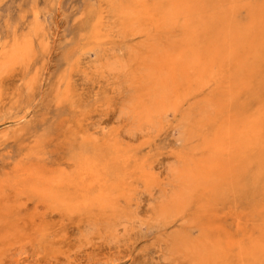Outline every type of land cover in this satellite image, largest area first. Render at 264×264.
<instances>
[{"label":"rangeland","instance_id":"1","mask_svg":"<svg viewBox=\"0 0 264 264\" xmlns=\"http://www.w3.org/2000/svg\"><path fill=\"white\" fill-rule=\"evenodd\" d=\"M169 1L0 0V52L5 47L10 48L14 41L20 46L26 41L25 48L28 45L30 48V51L26 49L28 59L23 58L25 63L0 76V132H8L4 133L6 139L0 140V248L8 236L13 238L20 233L27 238L13 249L3 251L0 264H197L196 258L191 259L186 254V242L195 244L197 240L208 245H203L204 248L214 251L215 244L226 236L236 241L219 254L220 264H235L236 261L238 264L241 260L237 257L242 258L241 264H264V258L260 257L264 254L259 255V250L257 254L254 246L256 239L264 236V0H184L181 7L184 13L179 6L180 16L173 14L174 21H169L170 24L167 21V26L160 25L159 20L163 24V17L172 19L169 15L171 17L174 9H178L167 10ZM164 5L169 15L161 9ZM134 9H146L144 13L149 14L142 16L140 13L141 17L137 18L133 15ZM181 12L186 13L185 17ZM186 17L188 21L185 22L183 18ZM149 50L157 57L164 53L174 58L181 56L177 66L182 74L172 81L167 96L163 95L166 91L158 90L154 91V101L143 95L142 104L152 112L144 120L132 109L135 102L142 100L139 95L147 87L146 79L142 80L143 84L131 80L134 85H130L126 75L109 73L101 65L102 71H99L97 66L103 56H109L106 60H115V56L116 60L121 58L129 64L130 70L135 67L132 70L135 71L138 70L137 57L140 59ZM213 52L216 54H211ZM94 66L96 72L90 69ZM136 81L139 84L135 86ZM24 85L28 90L32 87L29 92ZM128 99L133 101L130 109ZM161 100L165 102L163 107L158 103ZM124 105L127 115L122 112ZM152 108L160 110L154 112ZM129 112L133 113L132 118ZM254 127L262 131L263 142L256 137L261 143L255 146L257 140L252 139L255 143H249L254 147L249 144L247 147L253 150L248 148L246 152L244 142L254 138L252 132H258ZM243 128L246 134H252L248 141ZM237 129H241L240 135L244 134L240 136ZM203 139H209L208 143ZM211 139L216 143L228 139L229 144L220 142L223 149L240 151L245 148V155L241 152L236 157L238 152L233 150L234 156H227L229 163L223 154L219 155L218 161L225 164L228 171L235 169L237 174L233 172L229 176L227 171L225 177L222 175L225 169L219 174L228 185L225 187L223 181L220 180L222 186L218 182L217 179L222 178L216 173L218 178L212 184L214 191L202 194L205 183H198L199 188L195 182L196 185L189 183L188 187L186 180L177 182L180 178L176 174L179 171L180 176L182 168L186 170L196 161L207 158L211 154ZM238 139L240 147L235 144ZM202 144L205 150H201ZM188 160L189 165L185 167ZM87 163L94 165L95 176L83 173ZM29 166L37 170L48 168L47 172L51 168L53 172L62 169L71 180L82 177L81 182L74 181L79 183V189L75 186L63 192V204L54 199H46L44 203L37 194L23 191V177ZM102 167L106 170L107 185L126 184L122 192L111 191L104 198L106 203L110 199V203L117 204L116 212L88 208L66 214L67 203H76L78 199L80 204V193L88 202L94 200L98 190L92 185ZM142 172L145 173L143 177L137 176ZM147 176L152 177L151 182ZM86 177L90 181L87 182ZM231 177L234 183L228 180H232ZM144 178L149 181L146 183ZM192 185L196 186L194 190ZM86 186L91 187L87 188L89 192ZM179 193L182 197L177 199L184 204L181 207L174 203H178L174 195ZM189 193L191 200H187ZM172 199L175 201L171 202ZM163 207L169 212L160 218ZM169 207L176 212L172 213ZM120 219H123L121 224ZM209 227L211 232L207 231ZM184 241L185 248L180 249ZM238 244L241 248L245 245L249 257L242 252L245 250H237ZM244 254L247 259L242 257ZM252 257H256V263L250 259Z\"/></svg>","mask_w":264,"mask_h":264},{"label":"bare ground","instance_id":"2","mask_svg":"<svg viewBox=\"0 0 264 264\" xmlns=\"http://www.w3.org/2000/svg\"><path fill=\"white\" fill-rule=\"evenodd\" d=\"M182 1V2H181ZM181 1H179V0H171V1H169L168 2V4L169 3H171V4H169V5H171V7L167 4L166 5V7L168 6V9L167 10H169V11H171V9H172V7H173V9H174V7H176V8H178V9H174V12L172 13V16L170 17V12H168L167 10H166V8H164L165 7V5L164 6H162V8L161 9H165L166 10V12L168 13V15H169V17L168 18H172L173 17V14H178L179 13V16H180V10H179V6H180V8L181 7H183V5L184 4H182L183 3V1L184 0H181ZM173 2H174V4L177 2V3H179V2H181V4L179 3L178 5H177V3L175 4V6H174V4H173ZM185 2V1H184ZM189 2V1H188ZM140 3V2H139ZM195 3V2H194ZM141 5H143V3H140ZM173 4V5H172ZM190 4V3H189ZM187 5V3L185 4V5H187L188 7H191L192 6V4H190V5ZM202 3H200L199 5H201ZM205 4V3H204ZM237 4V3H236ZM198 5V6H199ZM231 5V4H230ZM229 5V6H230ZM201 6H203V5H201ZM187 7V8H188ZM142 8V7H141ZM171 8V9H170ZM202 8H204V7H202ZM163 9V10H164ZM172 9V10H173ZM190 9V8H189ZM189 9H187V10H189ZM196 9V8H195ZM134 10H136V9H134ZM133 10V11H134ZM142 11H137L136 10V13H134L133 15L136 17L137 16V18H139V17H141L140 16V13H141V15L142 16H144L146 13H148L149 14V12H146V13H144V11L146 10V9H141ZM178 10V11H177ZM187 10H185V11H187ZM181 11H182V8H181ZM196 11V10H195ZM135 12V11H134ZM160 12L162 13V11L160 10ZM164 12V11H163ZM166 12H164V14L163 15H167V13ZM183 13H184V11H182ZM181 12V14H182V16H184L185 17V15H186V13L185 14H183ZM191 12V11H190ZM227 12H228V10H227ZM189 13V12H188ZM225 13V12H224ZM147 15V14H146ZM145 15V16H146ZM190 15V14H189ZM222 15V14H221ZM132 16V15H131ZM153 16V15H152ZM176 16V15H175ZM148 17V16H147ZM177 17V18H176ZM175 17V19L177 20L178 19V16H176ZM264 17V16H263ZM144 18V17H143ZM149 18L150 19H152V17L149 15ZM149 18H148V20H149ZM166 18V17H165ZM164 17H163V20H164V23L162 24V22L159 20V23H161L160 25H166V23L168 24V22L169 21H171V20H173V18L172 19H165ZM221 19H223V18H221ZM175 20V23H178L177 21ZM182 20V18H180V21ZM183 20H185V22L186 21H188L187 20V17L184 19L183 18ZM168 21V22H167ZM174 21V20H173ZM224 21V20H223ZM175 23H173V25H176ZM184 22L182 21V23H181V25L183 24ZM169 24H170V22H169ZM171 24H172V22H171ZM187 24V23H186ZM185 24V25H186ZM180 25V24H179ZM179 25H178V27H176V28H179ZM181 25H180V27H181ZM167 26V25H166ZM172 26V25H171ZM177 26V25H176ZM158 27V26H157ZM175 27V26H174ZM182 27H183V25H182ZM172 28V27H171ZM186 28V27H185ZM15 40V39H14ZM12 43V42H11ZM26 41H23V43H21V46H20V44H19V42H17V41H14L12 44H10L9 45V47L10 48H8V49H6L7 47H5V49L4 50H2L1 52H0V76L2 75V74H4L6 71H8V69H10V70H12V69H14L15 68V66H17V65H19V64H21V63H23L24 61H23V58H25L26 60L28 59V58H26V52L28 51H26V49H29V51H30V48H29V45H28V48H25L26 47ZM28 43V42H27ZM210 52V51H209ZM217 52V51H216ZM96 53H98V52H96ZM101 53L102 52H100V56H101ZM210 54V53H209ZM211 54H216V53H211ZM96 55V54H95ZM104 55H105V53H104ZM107 55V54H106ZM134 55H136V54H134ZM198 55V54H197ZM111 56V58H113V56L112 55H110ZM212 56V55H211ZM99 57V56H98ZM102 57V56H101ZM104 58H105V60H104V58H103V61H101L100 63H99V65L97 66V63L95 62H92V64L94 63V64H96V66H97V68H98V70L100 71V69H99V67H100V65H101V67H102V69H104V70H106V71H108L109 73H113V72H115L116 74L115 75H117V74H119V76H121L122 74L123 75H129V74H131V71L133 70V68H135V67H133V68H131L132 70H130L129 69V64H125L124 62H122V60H121V58H119V60H116V58L117 57H115L114 56V59L115 60H112L111 58V60H106V57H107V59L109 58V56H103ZM135 57H137V56H135ZM177 57V56H176ZM133 58H134V56H133ZM97 58H95V60H96ZM130 59V58H129ZM128 59V61L129 62H131L130 60ZM180 59H181V56L180 57H178V58H174V57H172V56H169V54L168 53H164L163 55H161V56H156V54L155 53H153L152 51L150 52V50H149V53H146V54H143L142 55V57L140 58V59H138V57H137V61L135 60V58H134V60L136 61V64H137V68L136 69H138V70H135L136 71V73H135V71H132V74H131V77H132V75H133V72H134V75H133V77L132 78H134V76H135V78L134 79H132L130 76V80H128L129 79V77L127 76H125V78L127 79V83L128 84H130V85H134V84H132V82H131V80L133 81V80H138L139 82H142V80L144 81L145 79H146V83H147V87H145L144 88V92H143V90L142 89H140V90H142V92L141 93H143V94H140L139 96H141V98L140 99H142L143 98V95L144 96H146L145 98H147V100H148V97H149V100L150 99H152L153 100V98H154V91H156V90H158V91H163V92H165L163 95H165V96H167L168 95V92H170V89H169V87H170V85H173V83H172V81L173 80H177V77L179 76L178 74L179 73H181L182 74V71L178 68V66H177V63L180 61ZM201 59V58H200ZM209 59H210V57H209ZM212 59V58H211ZM98 60H100V58H98ZM133 60V59H132ZM133 60V61H134ZM220 60H221V58H220ZM132 61V62H133ZM201 61V60H200ZM211 61V60H210ZM222 61V60H221ZM225 61V60H224ZM99 62V61H98ZM228 62V61H227ZM226 62V63H227ZM25 63V62H24ZM102 63V64H101ZM201 63V62H200ZM223 63V62H222ZM91 64V63H90ZM91 64V65H92ZM221 64V63H220ZM134 65H135V63H134ZM133 65V66H134ZM198 65H199V60H198ZM226 66H227V64H226ZM20 67V66H19ZM92 67V66H91ZM90 67V69L91 70H93V72H94V70L96 69L95 68V66L93 67L94 69H92ZM200 67H201V64H200ZM102 69H101V71H102ZM9 70V71H10ZM103 70V71H104ZM97 70H95V72H96ZM98 71V72H99ZM138 71V72H137ZM10 73V72H9ZM106 73V72H105ZM6 74V73H5ZM8 74V73H7ZM108 74V73H107ZM121 74V75H120ZM178 75V76H177ZM176 78V79H175ZM126 79L124 80V78H123V80L125 81V82H123V83H125L126 84ZM140 79V80H139ZM35 81H33V84L36 82V79H34ZM27 81H29V80H27ZM129 81L131 82V83H129ZM138 81H136L137 83H135V86H136V84H139V82ZM145 82V81H144ZM144 82H142L141 84H143ZM28 83V82H27ZM39 83H40V80H39ZM38 83V84H39ZM145 83V84H146ZM175 83V82H174ZM29 85L31 86L32 84L29 82ZM129 85V86H130ZM25 87L24 88H26L27 87V85H24ZM29 86V87H30ZM143 86V85H142ZM167 86V87H166ZM131 87V86H130ZM129 87V88H130ZM133 87V86H132ZM131 87V88H132ZM138 87V86H137ZM141 86H139V88H140ZM30 88H32V87H30ZM30 88H29V90H30ZM68 87L66 86V88L65 89H67ZM27 90H28V87L26 88ZM133 89H134V87H133ZM171 89H172V87H171ZM29 90H28V92H29ZM68 90H70V89H68ZM26 91V90H25ZM62 91H64V89L62 90ZM16 92V91H15ZM68 92V94H69V91H67ZM136 92V91H135ZM139 92V93H140ZM18 93V92H17ZM31 93H33L32 91H31ZM138 94V93H137ZM167 94V95H166ZM1 95H2V93H1V91H0V100H1ZM10 95H11V93H10ZM12 96V95H11ZM10 96V97H11ZM17 96V95H16ZM30 96V95H29ZM63 96H65V95H63ZM62 96V97H63ZM68 96V95H67ZM69 96H71V95H69ZM135 96V98H136V95H134ZM133 96V97H134ZM138 96V97H139ZM59 97V98H61V99H63V98H65L66 99V96L65 97ZM138 97H137V99H138ZM16 98V97H15ZM59 98H58V100H59ZM70 98V97H69ZM171 97H169V99H170ZM14 99V98H13ZM71 99V98H70ZM146 100V101H147ZM166 100V99H165ZM171 100H172V98H171ZM63 101H64V99H63ZM68 101V100H67ZM128 101H129V99L127 100V104H128ZM143 101V99L141 100V101H137L138 103H136L135 102V106L133 107V105H130V102H133L132 100L131 101H129V105H127L128 106V109H130L129 107H133V109L132 110H135V111H132V112H136L137 113V115L139 116V117H141L142 119H144V120H147L149 117H150V115H151V113L149 112V108L147 107V106H145V105H143L142 102ZM154 101V100H153ZM1 102V101H0ZM12 103L14 102V101H11ZM66 102V101H65ZM158 103H161V105L160 106H162L163 107V105H164V101L163 100H161V102L159 101ZM132 104V103H131ZM150 104V103H149ZM150 106V105H149ZM125 105H124V108L122 109V110H125V111H122L123 113L125 112H127L126 110H128L127 108L125 109ZM151 107V106H150ZM153 109V111L154 112H156L157 111V109L158 108H152ZM151 109V110H152ZM156 110V111H155ZM158 110H160V109H158ZM130 111V110H129ZM6 112V111H5ZM120 112H121V110H120ZM124 113V114H125ZM129 113H131V112H129ZM150 113V114H149ZM0 114H2V113H0ZM124 114H123V116H124ZM131 114H132V116H131ZM130 114V116H131V118L133 117V113H131ZM5 115V114H4ZM125 115H127V113L125 114ZM135 116L134 117H136V114H134ZM130 116H128V117H130ZM17 119H18V117H17ZM7 120V119H6ZM15 120V119H14ZM137 120V119H136ZM20 121H21V119H20ZM0 123H1V121H0ZM16 124V123H15ZM143 124H144V122H143ZM4 127V126H3ZM5 127H8V126H5ZM4 127V128H5ZM2 128V127H1ZM255 128V131H258V132H256V133H253L252 132V134H254L253 136H254V138H251L249 135L251 134V132H250V134L248 135V134H246L244 131H245V129L243 128L242 130H243V132L245 133V135H244V137L246 136V135H248V137L246 138V140L247 139H249V137L251 138L250 139V141H248V142H246L243 138H241L243 141H245L244 142V144H246L245 146L247 147L248 146V144H249V146H251L250 145V143L249 142H252L251 140L252 139H256V137H260V141H262L261 140V136L262 135H260L261 133H262V131H259L258 130V128H256V127H254ZM252 129V128H251ZM2 130V129H1ZM4 130V129H3ZM6 130V129H5ZM238 130V134L240 135V131L239 130H241V129H237ZM249 130V129H248ZM253 130V129H252ZM7 131H10V129H8ZM227 131V130H226ZM228 131H230L229 130V128H228ZM254 131V132H255ZM11 132H12V130H11ZM21 132V131H20ZM230 132H232V131H230ZM248 132V131H247ZM1 134H2V137H1V135H0V140L3 138V139H6V135L7 134H4V133H8V132H0ZM233 133V132H232ZM243 133V134H244ZM243 134H241V135H243ZM251 134V135H252ZM5 135V136H4ZM240 135V136H241ZM217 136V135H216ZM220 136H222L221 134H220ZM225 136V138L227 137V135H224ZM233 136V135H232ZM238 136V135H237ZM228 137H231V136H228ZM219 138V137H218ZM221 138H223V136L221 137ZM220 138V139H221ZM237 138H239V136L237 137ZM259 139V138H258ZM258 139H256L257 140V142L255 143V141L256 140H254V142H252V144L253 143H255L254 145L255 146H258L257 144H259L260 145V141L258 140ZM204 140V139H203ZM212 140V139H211ZM210 140V141H211ZM206 141H209V139L207 140L206 139ZM205 140H204V142H206ZM223 141V143H227L228 142V139L225 141V139H223L222 140ZM222 141H219L218 140V142L216 143L214 140H212L210 143H211V145H210V143L208 144V146L210 145L211 146V148H210V150H211V154H209V156H206L207 158H205L204 160L202 159H200L198 162L196 161H194L195 163L194 164H192L191 166H188L189 164V160L188 161H185V167H186V165L188 166V167H186V170H184L185 168H182L183 170H181L180 171V176L178 175V173H179V171H178V173L175 175V173L176 172H174V171H172L171 173H172V175L173 176H176V177H178V178H180L177 182H182V180H183V182H185L184 180H186V183H187V186H188V184L189 183H193V184H197V187L199 188V186H198V183H200L201 184V182H203V183H205V186L202 188L203 189V191H202V194L203 193H208L210 190H212L213 189V191H214V189H215V186L214 185H212L213 184V182L216 180V178H218V176L216 175V173H218V175L219 174H221L222 172H224L223 170L225 169V173L224 174H222V175H224L225 177H226V172L229 170L228 168H226L224 165H223V163H221V161H218L220 158H219V155H222L223 154V157H226V158H224V160H228V162L227 163H229L230 162V159H227V156H234V153L231 151V149H227V148H224L223 149V145L222 146H220V144L222 143ZM237 141H239V143H240V140L238 139V140H235V144H239ZM2 142V141H1ZM0 142V143H1ZM221 142V143H220ZM263 142V141H262ZM206 143H208V142H206ZM206 143H204V144H206ZM222 143V144H223ZM227 144H229V143H227ZM226 144V145H227ZM230 145H231V143H230ZM242 144H239L238 146L240 147ZM202 146H203V144H202ZM232 146H234L233 144H232ZM232 146H230V147H232ZM224 147H226L225 145H224ZM227 147H229V145L227 146ZM254 146H251V148H253ZM208 148V147H207ZM222 148V149H221ZM235 148V147H234ZM242 148H244L243 146H242ZM250 149V147H247L245 150H246V152H248L247 151V149ZM256 148V147H255ZM202 149H204L205 150V147L203 146V147H201V150ZM239 149V148H238ZM244 149H239L240 151H237V148L234 150V151H237L238 152V154H235V156L237 157V156H240V154H241V152H242V155H243V152H244ZM203 150V151H204ZM231 151V155H230V151ZM241 150H243V151H241ZM251 150H253V149H250L249 151H251ZM208 151V150H207ZM205 152V151H204ZM208 153V152H207ZM217 153V154H216ZM240 153V154H239ZM245 153V152H244ZM241 155V156H242ZM245 155V154H244ZM243 155V156H244ZM201 157H202V155H201ZM222 157V158H223ZM235 158V157H234ZM181 162H182V159H181ZM190 162L192 163V160L190 159ZM190 163V164H191ZM145 164V163H144ZM230 165H232L233 166V164L231 163ZM145 166H148V165H145ZM145 166H143V169H144V167ZM45 168V167H44ZM94 165L92 166V164L91 163H87L86 164V166H85V168H83V173L84 174H91V175H93V176H95V174L93 173V170H94ZM146 168V170H148V168L147 167H145ZM47 169V170H46ZM45 170H41V169H39L38 168V170H37V167H36V169H34V166L32 167H30L29 166V168H27L26 170H25V173H24V177H23V191L25 192V193H29L30 192V194H31V192H33L34 194H37L42 200L44 199V203L46 202V199H54V200H60V202H61V204H63L64 203V201H63V199L61 198L62 197V195H64V193L63 192H68L69 190H71L72 188H75V186L77 187V184H79V183H77L76 184V182L78 181V180H80V179H78L77 181L75 180V178L74 179H72L71 180V178L69 179L67 176H66V174L65 173H63V171H62V169H61V171H59V169H57V171L56 172H53V170H52V168H51V171L50 172H47L48 171V168H46ZM228 169V170H227ZM56 170V169H55ZM76 170V169H75ZM74 170V171H75ZM150 170V169H149ZM176 170H180V169H176ZM232 170H233V168H232ZM228 171V172H230V175L229 176H231V173H233V174H235L236 173V171H235V169L233 170V171ZM95 171V170H94ZM136 171V170H135ZM22 172H23V170H22ZM79 172H81L80 171V169H79ZM101 173H99L96 177H94V184L92 185L94 188H96L97 190H98V193H97V195H96V197L94 198V200H92L91 202H88L87 200V198L86 197H81V193H80V198H82V200L80 199V204L78 203L79 201H78V199H77V202L75 203L73 200L74 199H72V200H70V201H73L72 202V204L69 202V204L67 205L66 204V207H65V212H66V214H68V215H70V214H72V213H75V212H80V211H83L84 209H99L101 212H103V211H107V210H110V213L112 214L113 212L111 211V210H113L114 208H117L116 206H117V204H115V203H110L111 202V200L109 199L108 201H110V202H105V197H106V195H108L109 193H111V191H116L117 193H120V192H122V190H124V188H126V184H121V186H119L118 184V186L117 185H115V186H113V184H110V183H108V185H107V183H105V181H106V170L104 169V167H102V171H100ZM105 172V173H104ZM139 172V171H138ZM174 172V173H173ZM67 173V172H66ZM76 173H77V171H76ZM96 173H97V171H96ZM68 175L69 174H71L70 173V171H69V173H67ZM73 174V173H72ZM139 174V173H138ZM137 174V176H144V172H142V174L140 173L139 175ZM228 174V173H227ZM233 174H232V176H233ZM237 174V173H236ZM77 175H79L78 177H80V174L79 173H77ZM149 175V174H148ZM84 176V175H83ZM126 176V175H125ZM153 176V175H152ZM220 176V175H219ZM88 177V176H87ZM87 177H86V180H87ZM122 177H124V176H122ZM148 178L147 179H149L150 180V178H152V177H150L149 178V176H147ZM176 177H175V179L173 180V181H176ZM222 179H217L218 180V182L220 183V185L222 184L221 182H220V180L221 181H223L224 182V177H222V176H220ZM76 178H77V176H76ZM134 178V177H133ZM145 178H146V176H145ZM144 178V179H145ZM154 178V177H153ZM233 178H234V176H233ZM235 178H236V175H235ZM231 179H232V177H231ZM237 179V178H236ZM236 179H234V180H236ZM146 180V179H145ZM148 180V181H149ZM152 180H155V179H152ZM226 180V179H225ZM228 180L229 181H231V182H233V179L232 180H230L229 178H228ZM74 181H76L75 183H74ZM82 181H83V179H82ZM88 181H90L89 179L87 180V182ZM109 181V180H108ZM147 180H146V183L148 182ZM158 181V180H157ZM188 181V182H187ZM80 182H81V180H80ZM150 182H151V180H150ZM155 183H156V180L154 181ZM153 182V183H154ZM195 182V183H194ZM90 183V182H89ZM89 183H87V184H89ZM234 183V182H233ZM157 184V183H156ZM180 186H182V184H184V183H178ZM195 184V185H196ZM215 185H216V183H214ZM136 185V184H135ZM147 185V184H146ZM175 185H177V184H175ZM185 185V184H184ZM183 185V186H184ZM190 185V184H189ZM194 185V187H196ZM204 185V184H203ZM223 185H225V182H224V184ZM227 185V184H226ZM225 185V187H227ZM83 186V185H82ZM117 186V187H116ZM151 186V185H150ZM179 186V187H180ZM186 186V185H185ZM186 186V187H187ZM222 186V185H221ZM220 186V187H221ZM88 187H90V186H88ZM87 186H86V191H87V188H88ZM149 187V186H148ZM178 187V188H179ZM189 187V186H188ZM194 187H193V185H192V188H191V186H190V188L191 189H193L194 190ZM225 187H224V189H225ZM78 189H79V187H77ZM91 188V187H90ZM130 188V187H129ZM132 188V187H131ZM131 188H130V190H131ZM133 188H134V186H133ZM136 188V187H135ZM189 188V189H190ZM201 188V187H200ZM222 188V187H221ZM229 188V187H228ZM188 189V190H189ZM223 189V188H222ZM221 189V190H222ZM179 190H181V188H179ZM196 190V189H195ZM217 190H218V184H217ZM79 191V190H78ZM92 191H93V189H92ZM132 191V190H131ZM183 193H184V191L183 190H181ZM187 191V190H186ZM185 191V193L187 194L188 193V191L186 192ZM197 191V190H196ZM195 191V192H196ZM219 191V190H218ZM223 191V190H222ZM87 192H89V191H87ZM129 190H128V194H129ZM176 192V191H175ZM177 192H178V190H177ZM192 191H190V193H191ZM199 192V191H198ZM70 193V192H69ZM125 193V191H123V194ZM127 193V192H126ZM132 193V192H131ZM134 193V192H133ZM190 193H189V195H188V198H187V200L190 198ZM85 195L87 194L86 192L84 193ZM128 194H126V196L128 197L129 195ZM71 195V194H70ZM77 195H78V193H77ZM111 196H112V194H110ZM114 195V194H113ZM116 195H118V194H116ZM115 195V196H116ZM122 195V194H121ZM69 196V195H68ZM88 196V195H87ZM124 196V195H123ZM175 196H177V197H175ZM182 197V194L180 195V193H179V195H177V194H175L174 195V198L175 199H177V198H181ZM186 196V195H185ZM71 197V196H70ZM119 197H122V196H119ZM127 197H123V198H127ZM187 197V196H186ZM112 198V197H111ZM130 198V197H129ZM184 198V197H183ZM108 199V198H107ZM106 199V200H107ZM118 199V198H117ZM117 199H116V201H117ZM175 199H172L173 201H171V202H174L175 201ZM63 202H62V201ZM66 200V199H65ZM127 200H129V199H127ZM182 200H185L186 201V198H184V199H182ZM190 200H191V198H190ZM196 200V199H195ZM112 201H114L113 199H112ZM177 201H178V203L175 201L174 203L175 204H180V200L179 199H177ZM47 202H48V200H47ZM119 202V201H118ZM118 202H116V203H118ZM78 203V204H77ZM169 202L167 201V203L166 204H164V205H166L167 206V204H168ZM52 204H55L54 202L52 203ZM171 204V203H170ZM169 204V205H170ZM173 204V203H172ZM50 205V204H49ZM168 205V206H169ZM181 205H184L183 203H181L180 204V206L179 207H181ZM53 206V205H52ZM57 206V205H56ZM165 206V207H166ZM165 207H163V210H162V212L160 213V218L162 217V216H165V214L167 215V213L169 212V210H165L164 208ZM52 208V207H51ZM55 208V207H54ZM56 208H58V207H56ZM64 208V207H63ZM62 208V209H63ZM183 208V207H182ZM182 208H180V210L182 209ZM264 208V207H263ZM160 209V208H159ZM158 209V210H159ZM166 209H168V208H166ZM169 209H170V207H169ZM173 209H175V208H173ZM56 210V209H55ZM54 209L52 210V211H55ZM172 209H170V211H171ZM177 210V209H176ZM59 211V210H58ZM61 211H63V210H61ZM114 211H115V209H114ZM125 211V210H124ZM168 211V212H167ZM263 211H264V209H263ZM116 212V211H115ZM114 212V213H115ZM121 212V211H120ZM156 212V211H155ZM176 212V211H175ZM175 212H173V210H172V213H175ZM157 213H159V212H157ZM98 214H99V212H98ZM106 213H104V215H105ZM156 214V213H155ZM210 214V213H209ZM107 215V214H106ZM106 215H105V217H106ZM109 215V214H108ZM115 215L116 216H120V214L118 213V214H116L115 213ZM156 215H158V214H156ZM124 216V215H123ZM113 217V216H112ZM169 218H170V216H168ZM172 217V216H171ZM118 218H120V217H118ZM236 218V217H235ZM100 219V218H99ZM106 220L107 219H109V218H105ZM111 219V218H110ZM158 219V218H157ZM116 220V219H115ZM123 219H120V221H118V222H120V224H121V221H122ZM165 220V219H164ZM125 221V220H124ZM154 221H156V219L154 220ZM153 221V222H154ZM166 221V220H165ZM31 222H33V220L31 221ZM100 222V221H99ZM104 222H106L105 220H104ZM111 222V221H110ZM123 222V221H122ZM156 222H158V220L156 221ZM237 223H238V221H236ZM109 223V222H108ZM31 224V223H30ZM100 224V223H99ZM119 224V223H118ZM118 225V226H121V225ZM163 225H164V223H162ZM241 224V223H240ZM108 225H111L110 223L108 224ZM159 226V225H158ZM202 226V225H201ZM208 226V225H207ZM217 226V225H216ZM239 226V225H238ZM99 227H100V225H99ZM202 227H204V226H202ZM218 227V226H217ZM2 228V227H1ZM96 228H97V226H96ZM105 228V227H104ZM115 228H117V227H111V229H115ZM210 228V227H209ZM209 228H207V231L208 230H210V232H211V228L209 229ZM239 228V227H238ZM99 229V228H98ZM109 228H107V230H108ZM213 229H214V226H213ZM212 229V230H213ZM217 230H218V228H217ZM220 230H221V228H220ZM1 231H2V229H1ZM206 231V230H205ZM222 231V230H221ZM3 232V231H2ZM5 232V231H4ZM203 232L204 231H201V234H203ZM6 233V232H5ZM108 233H109V230H108ZM205 233V232H204ZM263 233V232H262ZM8 233H6V235H7ZM113 234V233H112ZM218 234V233H217ZM220 234V233H219ZM42 235V234H41ZM46 234L44 233V236H45ZM250 235V234H249ZM258 235V234H257ZM47 236V235H46ZM112 236V235H111ZM114 236V235H113ZM225 236V235H224ZM255 236V235H254ZM260 236V235H259ZM2 237H3V235H2ZM6 237V236H5ZM9 237V236H8ZM8 237H6V238H4V241H3V244H2V247L0 248V258H2L3 257V251H7V250H11V249H13L16 245H18V244H20V243H22V242H24V241H26L27 240V238H25V237H23V235H20V233H19V235H16V236H14L13 238H8ZM221 237V236H220ZM248 237V236H247ZM246 237V238H247ZM45 238V237H44ZM112 238H114V237H112ZM30 239V238H29ZM42 239V238H41ZM115 239V238H114ZM253 239V238H252ZM217 240H218V237H217ZM222 240V239H221ZM235 239H233L232 237H230V236H226L225 237V239L222 241V242H218L217 244H215V242L214 241H216V240H213V242L212 243H214L215 244V250L213 251L212 250V248H211V250H210V248L209 249H206V248H204V246L200 243V241H199V243L197 242V240H196V243H198V244H193V242L192 243H189V244H187V242H186V245H188L187 247H188V251H187V253L186 254H188V257L190 256L191 257V259H194V258H196V262H198L197 264H216V263H218V264H220L219 263V260H220V258H219V254L220 253H224L223 251H224V249H226L227 247H229V245H231V244H234L233 243V241H234ZM239 240V239H238ZM32 241V240H31ZM205 241V240H204ZM210 241H211V239H210ZM219 241V240H218ZM236 241V240H235ZM242 241V240H241ZM248 241V240H247ZM255 241V240H254ZM28 242V241H27ZM189 242V241H188ZM239 242V241H238ZM185 241L183 242V243H181L180 244V249H184L185 248ZM206 243H209V245H210V242L208 241V242H206ZM253 243V242H252ZM248 244H250V242L248 243ZM248 244H247V246H248ZM235 245H237V244H235ZM252 246H253V244H251ZM251 245H249V247H251ZM206 246H208L207 244H206ZM205 246V247H206ZM214 246V245H213ZM233 246V245H232ZM238 246L240 247H237V250H240L241 251V249H243V250H245V248H244V246L245 245H243V248H241V246L238 244ZM254 246H255V248H256V251H257V254H258V250H259V255H261V252H262V254H264V236L262 235L261 236V239H256V241H255V243H254ZM210 247H211V245H210ZM178 248V249H179ZM247 249H248V247H246ZM177 249V250H178ZM214 249V248H213ZM253 249V248H252ZM250 250V249H249ZM255 250V249H254ZM236 251V250H235ZM234 251V252H235ZM255 251V252H256ZM178 252V251H177ZM243 253H246V250L245 251H242ZM241 252V253H242ZM253 253H254V251H252ZM7 253V252H6ZM242 253V254H243ZM248 253V252H247ZM246 253V254H247ZM174 254H176V253H174ZM178 254V253H177ZM227 254V253H226ZM236 254L239 256V254L236 252ZM254 254H256V253H254ZM171 255V254H170ZM169 255V256H170ZM181 255V254H180ZM179 255V256H180ZM231 255V254H230ZM248 255V254H247ZM223 256V255H222ZM227 256V255H226ZM233 256V255H232ZM241 256V255H240ZM185 257V256H184ZM235 257V256H234ZM237 257V256H236ZM242 257L245 259L246 258V256H245V254L244 255H242ZM247 257H249V255L247 256ZM260 257H263L264 258V256H260ZM181 258H183V256L181 257ZM238 258V261L239 260H241L242 261V258L240 259V257H237ZM236 258V259H237ZM254 258H256V257H254ZM253 257L252 258H250V259H254ZM263 258H262V260H263ZM185 259H187V258H185ZM224 259V258H223ZM229 259V258H228ZM247 259V258H246ZM1 260V259H0ZM257 260H258V258H257ZM194 261V260H193ZM234 261H235V259H234ZM238 262V264H241L242 262ZM247 261V260H246ZM171 262V261H170ZM254 262H255V259H254ZM175 263V262H174ZM192 263V262H191ZM235 264L237 263V261L236 262H234ZM256 263V262H255ZM196 264V263H195ZM244 264V263H243ZM247 264H251V263H247Z\"/></svg>","mask_w":264,"mask_h":264}]
</instances>
